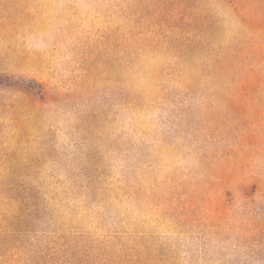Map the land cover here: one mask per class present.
I'll return each instance as SVG.
<instances>
[{"label":"rangeland","instance_id":"obj_1","mask_svg":"<svg viewBox=\"0 0 264 264\" xmlns=\"http://www.w3.org/2000/svg\"><path fill=\"white\" fill-rule=\"evenodd\" d=\"M0 264H264V0H0Z\"/></svg>","mask_w":264,"mask_h":264}]
</instances>
